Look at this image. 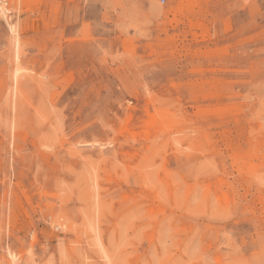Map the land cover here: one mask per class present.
Segmentation results:
<instances>
[{
    "label": "rangeland",
    "instance_id": "374dc122",
    "mask_svg": "<svg viewBox=\"0 0 264 264\" xmlns=\"http://www.w3.org/2000/svg\"><path fill=\"white\" fill-rule=\"evenodd\" d=\"M0 5V264H264V0Z\"/></svg>",
    "mask_w": 264,
    "mask_h": 264
},
{
    "label": "bare ground",
    "instance_id": "6f19581e",
    "mask_svg": "<svg viewBox=\"0 0 264 264\" xmlns=\"http://www.w3.org/2000/svg\"><path fill=\"white\" fill-rule=\"evenodd\" d=\"M0 12H1V13H4V12H3V5H0ZM204 120H205V119H204Z\"/></svg>",
    "mask_w": 264,
    "mask_h": 264
},
{
    "label": "built area",
    "instance_id": "2783aa9c",
    "mask_svg": "<svg viewBox=\"0 0 264 264\" xmlns=\"http://www.w3.org/2000/svg\"><path fill=\"white\" fill-rule=\"evenodd\" d=\"M4 2V1H3Z\"/></svg>",
    "mask_w": 264,
    "mask_h": 264
}]
</instances>
